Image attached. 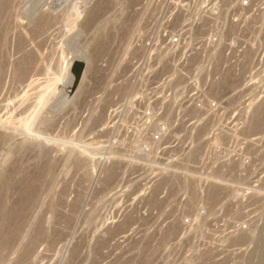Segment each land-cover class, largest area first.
I'll return each instance as SVG.
<instances>
[{"label":"rangeland","instance_id":"1","mask_svg":"<svg viewBox=\"0 0 264 264\" xmlns=\"http://www.w3.org/2000/svg\"><path fill=\"white\" fill-rule=\"evenodd\" d=\"M181 2H190V5L195 2L201 4L200 14L197 15L202 19L199 25L201 32H209L211 26L213 30L218 28L217 32L221 33L225 23L229 36L237 34L240 28L242 32H247V22L242 24L234 20L236 15L232 9L238 0H16L15 17L12 19L16 18L17 22H20L16 28L19 31L21 26H28L30 23L33 25L36 17L44 12L58 19L53 35L46 41V46L44 44L43 49H40L45 58V67L41 72L45 83L43 89L41 88L40 98L36 100H40L38 102L42 103L43 109L39 118L33 122L37 136L43 140L45 137L51 139L49 144L52 142L56 147L52 148L50 144L49 149L46 146L48 150L43 153L39 150L38 153L35 152L36 147H32L29 152L28 149L20 153L17 146L21 142L37 146L42 140L32 133L18 134L7 147L0 146V184H3L2 187L0 185V193L4 192L6 195L3 201L0 200V216L4 215L0 218V224L13 226L22 221L21 227L23 226L19 232L21 236L12 235L2 239L0 235V242L4 243H0L1 248L3 246V252L0 249V254L3 253L0 255L1 264H26L29 261V264H248L249 254L252 249L258 247L255 240L261 233V228V231L264 229V14L255 22L259 26L260 40L258 64L261 69L258 72L247 69L252 63L251 56L241 61L242 58L230 54L227 57L214 58L218 63L225 62L231 70H228L229 82L227 80L225 88L213 90L177 87L168 84V77L173 72L174 60L178 59L164 56L158 59L159 65L149 66L150 60L153 59L149 56L147 43L164 28L173 29V20L179 22L183 17L189 16L190 10L194 11L193 7L189 9L187 5L184 9L180 8ZM205 3L215 4V7L205 8ZM222 4L224 6H221ZM206 17L214 19L209 22V26L205 22ZM16 29L10 30L8 36L17 38V32H14ZM13 33L15 34L12 35ZM12 38H9L10 45L0 48V53L4 54H0L3 57L0 56V61L3 59L5 63L8 59L5 64L9 63L4 64V68L10 69L5 71L1 67L0 77L3 80L0 81V90L3 93L0 96V115L3 117L0 116V122L6 120V113L13 110L9 108L15 102L13 96L18 95L15 96L18 100L17 97L23 93V84L20 83L15 70V63L19 58L16 51L11 53V49L14 50V47L11 48L12 42L16 41ZM33 42L36 49H39L38 41L35 39ZM160 65L161 69L156 71ZM3 74L9 77L10 82L5 80L7 77ZM3 81H7L6 85L9 86ZM16 83L18 85H13ZM33 93L35 96V92ZM201 97L217 102L212 111L207 112L205 108L200 111L193 110L194 106H199ZM11 98L14 99L12 103ZM221 108L220 119L213 117L212 120H206L191 116L197 113V116L214 115L217 112L219 115ZM6 109L9 111L6 112ZM255 109L260 113L262 120L260 128L253 129L248 125L251 124L250 120L252 122ZM150 110L165 117L164 120L167 121L160 122L164 124V128L157 122L143 120V113L146 114ZM179 111L187 113L180 114L182 117L177 118ZM21 116L28 118L30 115ZM25 118L11 122L12 124L7 123L22 128L26 124ZM156 131L165 134L161 142V138L152 137ZM221 131L226 133L224 143L221 148L218 146L214 156L208 159V154H204L208 149L206 140L211 139L213 142L215 133ZM189 136L199 137L200 143L194 145H201L203 148L201 152H196L198 157L196 155L195 162L187 158L191 154L188 152L191 141L186 139ZM76 142L81 145L98 143L94 147V159H84V164L82 161L79 163L77 154L72 151L75 155L73 156L71 152ZM61 143L69 144L67 147L72 144L70 151L65 148L66 144ZM70 156L77 157V160H72ZM161 158L163 161H182L183 165L174 167L178 171L190 170L189 173L194 171L192 166H197L200 161L213 162L216 167L219 165L226 170H235L240 174V179L238 183L218 184V188L214 183L183 182L182 176L167 173ZM7 159L8 162L12 160L8 163L5 162ZM112 164H115L117 173L110 178L109 169ZM45 165L47 169H43ZM13 167H16L15 170ZM57 169L59 172L54 171ZM208 170L206 167L202 171ZM8 173L12 174V177ZM29 173L32 174L31 179L37 178V181L29 180ZM21 175L25 179L23 182ZM9 176L11 180L8 182ZM16 178L19 180L16 181ZM47 179H50L49 182ZM28 180L35 181L39 188L36 199L31 204H26L23 200L22 187ZM176 185L178 186L174 187ZM227 185L229 186L226 188ZM18 209L23 212L16 213ZM18 214H21V221L18 220ZM26 214L27 221L24 222ZM6 217L11 223H5L8 221ZM25 226L28 231H25ZM21 237H25V240L20 241ZM12 240H15L18 246L14 241L11 243ZM259 251L260 248L251 253L253 258L257 257L252 259L254 264L257 259L262 260L260 256L263 257V252ZM13 256L14 259L11 258ZM20 258L27 259L20 261Z\"/></svg>","mask_w":264,"mask_h":264},{"label":"built area","instance_id":"2","mask_svg":"<svg viewBox=\"0 0 264 264\" xmlns=\"http://www.w3.org/2000/svg\"><path fill=\"white\" fill-rule=\"evenodd\" d=\"M225 4V3H224ZM222 4L221 6H224ZM178 5V4H177ZM187 5L190 9L193 7L194 11L190 10L188 17H183V19L178 21L173 20L172 25L173 29L164 28L155 38H150L147 45L148 53L151 59L149 66L159 65L158 59L164 56L170 58H177L174 60L173 72L168 77V84L177 87H189L194 89H221L227 86L228 79V65L224 62L218 63L214 58L217 57H227L230 54L238 56L241 61H244L245 58L251 56L252 63L247 67L249 71L258 72L261 69V66L258 61V56L260 54V40H259V26L255 24L258 21L260 15L264 14V0H238L237 5L232 11L235 13L234 20L238 23L247 22L250 27L245 28L247 32H242L241 28L237 34L229 36L227 30V23L223 25V31L221 33L217 32L218 28L212 29L209 26V22L214 21L212 17H206L205 22L207 26L210 27V31L201 32L199 25L202 22L199 15V10L201 4L195 2L190 5V2H181L179 4L180 8L184 9V6ZM205 8L208 6L213 8L215 4L208 5L204 4ZM196 14V15H195ZM212 14V13H211ZM236 22V23H237ZM253 57V60H252ZM162 65L158 66L156 71L161 69ZM243 70V69H242ZM203 95V93H202ZM201 95V96H202ZM202 98V97H201ZM199 106L193 108V110L200 111L206 109L207 112H210L214 109L217 102L212 101L207 97H203L198 101ZM185 115V112L179 111L177 118H180ZM194 114L191 116H196V118H206V120H212L222 117V108L220 109V114L218 112L215 115L212 114H203L202 116ZM143 120L153 123L157 122L158 125H162L161 128H164V124H160L164 120V116L148 111L146 114L142 115ZM163 132L156 131L152 134L154 139H160L164 137ZM226 133L221 131L215 133L214 141L207 139V150L204 151V154H208V159L214 156L218 146H222L224 143ZM187 140L191 141V146L189 147V154L187 158L195 159L197 153L201 152V145H194V143L199 142L200 138L196 136L186 137ZM174 148V147H171ZM211 154H213L211 156ZM192 157V158H191ZM161 162H164V168H167L168 174H176L182 176L183 182L187 181L193 183L197 181L198 183L204 184H213V183H238L240 179V174L232 170H226L224 167H216L214 163H208L205 161H200L197 166L193 167V172L189 173L190 170L178 171L174 166H181L184 163L179 160H170L166 159ZM208 167L209 170L203 172V168ZM181 178V179H182ZM187 178V179H186ZM216 181V182H215Z\"/></svg>","mask_w":264,"mask_h":264},{"label":"bare ground","instance_id":"3","mask_svg":"<svg viewBox=\"0 0 264 264\" xmlns=\"http://www.w3.org/2000/svg\"><path fill=\"white\" fill-rule=\"evenodd\" d=\"M18 1V0H17ZM82 1V0H81ZM80 2V1H79ZM75 4V3H74ZM83 5V4H82ZM17 6V4H16V0H0V48L2 49L3 47H6L8 44L10 45V40H9V38H12V37H10L11 35H9L8 36V34H9V32H10V30H12V29H16L17 28V26L19 25V23L20 22H17V19L15 18V19H12L13 17H15L14 16V10H15V7ZM17 9V8H16ZM69 10V9H68ZM82 10V9H81ZM82 12V11H81ZM40 14V13H39ZM67 14V13H66ZM65 14V15H66ZM80 14V13H79ZM87 14V13H86ZM92 14V13H91ZM16 15V14H15ZM84 15V14H83ZM57 16V15H56ZM59 16V15H58ZM85 16H87V15H85ZM64 17H67V16H64ZM71 17V16H70ZM37 19H35L36 21H35V23L33 24V25H31L32 23H30V25H26V26H21V29H20V31H19V29H16L14 32H17V38L15 37V39H13V40H16V41H14V43L12 42L13 40H11V42H12V46H11V48H13L14 47V50H12L11 49V53H12V51H13V53H14V51H16L15 53L17 54V57L19 58L18 59V62H17V60H16V73H17V75L19 76V81H21L20 83H22L23 84V87H22V94L20 95V97H17V98H19L18 100H16V97L15 96H18V95H15V96H13L14 97V99H15V102L18 104H16L17 105V107L15 108V106L16 105H14V103H13V105H11V104H9V106L11 105V107H9V108H12L13 110L11 111V113H9L8 111V109H6L7 111L6 112H8L9 114H10V116H8L7 114L8 113H6V115L5 116H7L8 118H6V120H4V121H1L0 122V146H5V147H7V145L8 144H10V142H12V140L15 138V137H17V135L18 134H22V133H26V134H30V133H32L33 135L35 134L36 136H37V133L35 132V130L33 129V122H35V120L37 119V118H39V116H40V113H41V111H42V109H43V105H42V103L41 102H38V101H40V100H36V99H39L40 98V96H41V90L43 89L42 87H43V84L45 83V78H43V76L41 77V75H43L41 72H42V70H43V68L45 67H43V63H44V54L41 52V48L44 46V44L46 43V41L48 40V38L50 39V35L52 34L53 35V31H54V27H55V24H56V20H58V19H56V17H54V16H52L51 14H49V13H47V12H44V13H41L40 14V16L38 15L37 17H36ZM14 20H16V22L14 21ZM65 20V19H64ZM14 21V22H13ZM31 21V20H30ZM32 22V21H31ZM34 22V21H33ZM86 24V23H85ZM53 32V33H52ZM15 33H13L12 35H14ZM51 35V36H52ZM37 40L38 42V45H39V49H38V47H37V49H36V47H35V45L33 44L34 42H33V40ZM48 42V41H47ZM37 44H36V46H38ZM45 46H46V44H45ZM10 48V47H9ZM43 49V48H42ZM9 50V49H8ZM2 51V50H1ZM0 51V52H1ZM3 52H4V50H3ZM5 53V52H4ZM46 53V52H45ZM1 54V53H0ZM1 55H3L4 56V54L2 53ZM0 55V56H1ZM11 55V54H10ZM15 55V54H14ZM13 55V56H14ZM48 55H50L49 53H48ZM16 57V58H17ZM1 58H3L2 56H1ZM6 58H7V56H6ZM11 60H12V57H11ZM2 61V62H1ZM0 61V73H1V70H2V68L5 70V68H4V64L8 61V59L5 61V63H3V59ZM13 61L15 62V60L13 59ZM47 61V60H46ZM166 62V61H165ZM9 63V62H8ZM7 63V64H8ZM7 64H5V65H7ZM44 65H45V63H44ZM8 66H10V64L8 65ZM14 66V67H15ZM2 67V68H1ZM11 67V66H10ZM8 67L6 66V69H7ZM168 68V67H167ZM9 69V68H8ZM7 69V70H8ZM7 70H5V71H7ZM9 71H10V69H9ZM8 71V72H9ZM230 72H231V70H229ZM7 72V73H8ZM3 73V72H2ZM229 73V72H228ZM5 74H6V72H5ZM5 74H3V76L5 75ZM10 74H11V72H10ZM232 74V73H231ZM6 76V75H5ZM8 76H9V73H8ZM11 76V75H10ZM15 76V75H14ZM7 77V76H6ZM45 77V76H44ZM229 77H230V75H229ZM231 78H233L232 76H231ZM2 78L0 77V81H2L1 80ZM8 80L9 79V77H7V78H5V80ZM17 79V78H16ZM229 79V78H228ZM227 79V80H228ZM4 80V81H5ZM234 80V79H233ZM3 81V82H4ZM9 81V80H8ZM16 81V80H15ZM3 82L1 83V84H3ZM7 82V81H6ZM6 82H4V84L6 85ZM10 82V81H9ZM228 82H229V80H228ZM228 82H227V84H228ZM231 82H232V80H231ZM234 83V82H233ZM232 83V84H233ZM9 84V83H8ZM231 84V83H230ZM4 85V86H5ZM13 85H18L17 83L16 84H13ZM21 85V84H20ZM7 87L9 86V85H6ZM5 86V87H6ZM22 86V85H21ZM1 87V86H0ZM18 87H20V86H18ZM121 87H123V86H121ZM120 87V89H123V88H121ZM3 88V87H2ZM1 88V89H2ZM21 88V87H20ZM42 88V89H41ZM4 89V88H3ZM8 89V88H7ZM6 89V90H7ZM16 89H17V87H16ZM19 89V88H18ZM17 89V90H18ZM15 90V89H14ZM219 90V89H218ZM2 90H0V92H1ZM121 91V90H120ZM213 91V90H212ZM11 92H13V90H11ZM19 92V91H18ZM18 92H16V93H18ZM21 92V91H20ZM33 92H35V96L37 97V98H35V96H34V93ZM2 93H3V91L0 93L1 95L0 96H2ZM14 93V92H13ZM4 94H6V93H4ZM20 94V93H19ZM108 94H110V93H108ZM107 94V95H108ZM10 95H11V93H10ZM215 95V94H214ZM11 97V96H10ZM103 98V97H102ZM101 98V99H102ZM107 98V97H106ZM1 99H2V97H1ZM13 98H11V103H12V101L14 100H12ZM111 99H109V101H110ZM6 101H7V99H6ZM5 100H4V102H6ZM108 101V102H109ZM3 103V102H2ZM1 103V104H2ZM7 103V102H6ZM5 103V104H6ZM8 103H9V101H8ZM108 104V103H107ZM262 104V103H261ZM4 105V104H3ZM8 105V104H7ZM256 105V104H255ZM264 105V104H263ZM2 106V105H1ZM104 106V105H103ZM3 107V106H2ZM5 108L7 107L6 105L4 106ZM260 107V106H259ZM15 108V109H14ZM196 108V107H195ZM256 108H257V106H256ZM16 109H18V110H16ZM101 109V108H100ZM106 109V108H105ZM191 109V108H190ZM254 109V108H253ZM260 109V108H259ZM262 109V108H261ZM3 110V109H2ZM11 110V109H10ZM16 110V111H15ZM102 110V109H101ZM256 110V109H255ZM104 111V110H103ZM106 111V110H105ZM187 111V110H186ZM189 111V110H188ZM195 111V110H194ZM261 111V110H260ZM202 112V111H201ZM252 112V111H251ZM2 113V112H1ZM3 113H4V111H3ZM2 113V114H3ZM26 114V115H30L28 118H25L24 116H21V115H24V114ZM96 113V112H95ZM94 113V114H95ZM99 113H100V111H99ZM187 113V112H186ZM197 113V112H196ZM105 114V113H104ZM189 114V113H188ZM252 114V113H251ZM264 114V113H263ZM98 115V114H97ZM96 115V116H97ZM172 115V114H171ZM215 115V114H214ZM1 117H3V115H0ZM99 116V115H98ZM97 116V117H98ZM102 116H103V113H102ZM101 116V117H102ZM250 117V116H249ZM23 118H25V121H26V124L25 125H23L22 126V128H16V127H13V126H10L7 122H9V123H13L14 121H18V120H20V119H23ZM90 118V117H89ZM263 118V117H262ZM96 119V118H95ZM252 122H251V120L249 121V123H251V124H249L248 126H251L253 129H255V128H260V125H261V115H260V113H258V111L256 110V111H254V113H253V116H252ZM11 120H13V121H11ZM46 120V119H45ZM100 120V119H99ZM28 121H31V123H27ZM85 121V120H84ZM91 121V120H90ZM96 121V120H95ZM94 121V122H95ZM6 122V123H5ZM46 122V121H45ZM89 122V121H88ZM93 122V123H94ZM110 122V121H109ZM11 123V124H12ZM100 123H102V122H100ZM210 123H211V121H210ZM84 124H86V123H84ZM220 124V123H219ZM49 125V124H48ZM93 125V124H92ZM95 125V124H94ZM204 125V124H203ZM264 125V124H263ZM211 125H209V127H210ZM88 127V126H87ZM90 127H92V126H90ZM262 127H264V126H262ZM93 128H95V127H93ZM107 128V127H106ZM105 128V129H106ZM207 128V127H206ZM104 129V130H105ZM204 128H202V130H203ZM247 129H248V127H247ZM249 129H251V128H249ZM87 130V129H86ZM263 130V129H262ZM204 131H205V129H204ZM203 131V132H204ZM230 132V131H229ZM257 132V131H256ZM197 134V133H196ZM203 134V133H202ZM34 135V136H35ZM41 135V134H40ZM198 136V135H197ZM38 137V139H42L41 137H39V136H37ZM204 140V139H203ZM49 141H51V139H49V138H44V140L42 139V140H40V142H39V144L36 146V145H31V144H26L25 142H21L20 144H19V146H17L18 148H17V150L19 149L20 150V153H22L23 152V150H28V152L30 151V149L32 148V149H36V151L35 152H37V150H39V152H41L42 151V153H43V151L45 152V150L48 148V145H52L53 146V144L54 143H52V142H50V144H49ZM73 142V141H72ZM69 143V142H68ZM74 143H75V141H74ZM73 143V144H74ZM200 143V142H199ZM17 144V143H16ZM15 144V145H16ZM17 144V145H18ZM37 144V143H36ZM56 144V143H55ZM57 144H59V142L57 143ZM56 144V145H57ZM61 144H63V143H61ZM66 144V143H65ZM65 144H63V145H65ZM71 144V143H70ZM84 144V143H83ZM95 144H98V143H95L94 142V145L91 143H89V144H85V145H81V144H77V142H76V144H74V146H73V148H71V149H73V150H71V152L72 151H74V153H75V155L77 156V157H79V163L82 161H84V159L86 160V159H89V158H91V160H92V158L95 156V153H94V147H96L95 146ZM100 144V143H99ZM196 144V143H195ZM67 145H69V144H66L65 146V148H68L69 149V147L72 145H70L69 147H67ZM253 145V144H252ZM46 146H47V148H46ZM100 146V145H99ZM99 146L97 147V148H99ZM205 146V145H204ZM257 146V145H256ZM255 146V147H256ZM36 147V148H35ZM56 147V146H55ZM54 146L52 147V148H55ZM248 147V146H247ZM246 147V148H247ZM9 148V147H8ZM13 148L15 149V147L13 146ZM257 148V147H256ZM13 149V150H14ZM49 149V148H48ZM47 149V150H48ZM51 149V148H50ZM93 151H92V150ZM203 149V148H202ZM10 150V149H9ZM9 150H8V152H9ZM16 150V149H15ZM66 150V149H65ZM91 150V151H90ZM11 151V150H10ZM22 151V152H21ZM32 151V150H31ZM69 151H70V149H69ZM6 152V151H5ZM13 152V151H12ZM15 152V151H14ZM13 152V153H14ZM67 151H65V153H66ZM96 152V151H95ZM249 152V151H248ZM10 153V152H9ZM16 153H17V151H16ZM16 153H15V155H16ZM38 153V152H37ZM42 153H40V154H42ZM48 153V152H47ZM46 153V154H47ZM74 153L72 152V154H73V156H75L74 155ZM252 153V152H251ZM255 153V152H254ZM11 154V153H10ZM25 154H26V151H25ZM33 154V153H32ZM46 154H44V155H46ZM69 154V153H68ZM72 154H71V156H72ZM1 155V154H0ZM34 155V157H35V154H33ZM38 155V154H37ZM43 155V154H42ZM64 155V154H63ZM66 155V154H65ZM3 156V155H2ZM9 157V155H6V157ZM22 156H24V154L22 155ZM31 156V155H30ZM71 156H70V158H71ZM244 156V155H243ZM21 157V156H20ZM40 157H43V156H41L40 155ZM62 157V156H61ZM66 157V156H65ZM77 157L75 158V157H72L71 159L73 160V158H75L76 160H77ZM117 157V156H116ZM197 157H198V155H197ZM196 157V158H197ZM204 157V156H203ZM241 157V156H240ZM11 158V157H10ZM13 158V157H12ZM28 158V157H27ZM31 158V157H30ZM43 158H45V157H43ZM58 158V157H57ZM114 158V157H113ZM118 158V157H117ZM9 159V158H8ZM8 159H7V161H5V162H8ZM26 159V158H25ZM38 159H40V158H38ZM47 159V158H46ZM60 159V158H59ZM94 159V158H93ZM106 159V158H105ZM119 159V158H118ZM240 159V158H239ZM6 160V159H5ZM12 160V159H11ZM11 160H9V162L11 161ZM28 160V159H27ZM41 160H43V159H41ZM45 160V159H44ZM57 160V159H56ZM68 160H70V159H68ZM90 160V159H89ZM113 160V159H112ZM117 160V159H116ZM192 160V159H191ZM26 161V160H25ZM39 161V160H38ZM50 161V160H49ZM71 161V160H70ZM70 161H69V163H70ZM94 161V160H93ZM119 161V160H118ZM241 161V160H240ZM8 162V163H9ZM40 162V161H39ZM45 162V161H44ZM55 162V161H54ZM60 162V161H59ZM68 162V161H67ZM87 162V161H86ZM86 162H85V165H86ZM89 162V161H88ZM98 162V161H97ZM111 162V161H110ZM113 162V161H112ZM123 162V161H122ZM126 162V161H125ZM193 162H195V160H193ZM234 162V161H233ZM12 163V162H11ZM38 163V162H37ZM41 163V162H40ZM40 163H38V164H40ZM49 163V162H48ZM56 163V162H55ZM77 163V162H76ZM114 163V162H113ZM15 164H17V163H15ZM19 164H21V162L19 163ZM18 164V165H19ZM31 164V163H30ZM35 164V163H34ZM71 164V163H70ZM74 165H75V163H73ZM83 164H84V162H83ZM120 164V163H119ZM232 164V163H231ZM241 164V163H240ZM9 165V164H8ZM17 165V166H18ZM48 165V164H47ZM47 165H45V168H43L42 166H41V168H43V169H47ZM55 165V164H54ZM58 165V164H57ZM5 166H7L6 164H5ZM16 166V165H15ZM16 166V167H17ZM67 166V165H66ZM223 166V165H222ZM2 167V166H1ZM8 167V166H7ZM7 167H5V168H7ZM9 167H11L10 165H9ZM15 167V168H16ZM19 168H20V165L18 166ZM25 167V166H24ZM23 167V168H24ZM40 167V166H39ZM52 167H53V164H52ZM59 167V166H58ZM80 167V166H79ZM179 167V166H178ZM218 167H219V165H218ZM15 168L13 167V169L15 170ZM30 168V167H29ZM37 168V167H36ZM54 168V167H53ZM56 168V167H55ZM71 168V167H70ZM93 168V167H92ZM95 168V167H94ZM120 168V167H119ZM18 169V168H17ZM39 170H40V172H41V169L40 168H38ZM37 169V170H38ZM42 169V170H43ZM74 169V168H73ZM106 169V168H105ZM237 169V168H236ZM1 170V169H0ZM4 170V169H3ZM13 170V171H14ZM28 170V169H27ZM32 170V169H31ZM67 171H68V169H66ZM90 170H91V168H90ZM89 170V172H91ZM117 169H115V164H112L111 166H110V169H109V177L111 178V177H114V175H115V173H117V171H116ZM232 170V169H231ZM46 171V170H45ZM45 171H44V173H45ZM54 171H58V169L57 170H54ZM63 171H64V169H63ZM84 171V170H83ZM94 171V170H93ZM108 171V170H107ZM119 171V170H118ZM235 171V170H234ZM9 172V171H8ZM16 172V171H15ZM18 172V171H17ZM35 172V171H34ZM59 172V171H58ZM89 172H88V174H89ZM5 173H7L6 172V170H5ZM13 173V172H12ZM24 173V172H23ZM26 173H27V171H26ZM31 173V172H30ZM29 173V176L30 175H32V174H30ZM33 173V172H32ZM54 173V172H53ZM86 173V172H85ZM85 173H83V175L85 174ZM107 173V172H106ZM165 173V172H164ZM9 174V173H8ZM37 174H39V173H37ZM51 174V173H50ZM81 174H82V172H81ZM7 175V174H6ZM10 175V174H9ZM12 175V174H11ZM10 175V176H11ZM14 175H15V173H14ZM24 176H25V173L23 174ZM40 175H41V173H40ZM39 175V176H40ZM42 175H44L43 173H42ZM52 175V174H51ZM54 175V174H53ZM87 175V174H86ZM85 175V176H86ZM118 175V174H117ZM168 175V174H167ZM10 176H9V179H7V181L9 180H11V178H10ZM22 176V175H21ZM8 177V176H7ZM12 177V176H11ZM23 177V176H22ZM35 177H36V175H35ZM38 177V176H37ZM41 177V176H40ZM49 177H52V176H50L49 175ZM55 178H56V176H54ZM54 177H53V179H54ZM83 177V176H82ZM81 177V178H82ZM108 177V178H109ZM18 178H19V176H18ZM29 178V177H28ZM59 178H60V176H59ZM88 178H89V176H88ZM163 178V177H162ZM166 179H167V177H165ZM17 179V178H16ZM22 179V178H21ZM25 179H26V176H25ZM24 179V177H23V180H22V182L25 180ZM31 179V176H30V178H29V180ZM33 179H35V178H33ZM33 179H31V180H33ZM40 179V178H39ZM51 179V178H50ZM49 179V180H50ZM52 179V180H53ZM57 179H58V174H57ZM106 179V178H105ZM114 179V178H113ZM164 179V178H163ZM19 179H17L16 181H18ZM25 181V184H23L24 185V187H22L23 188V190H24V196H23V200H25L26 201V204H27V202L29 203V204H31V202L32 201H34L35 199H36V196H37V189H39V188H37V184L35 183V181ZM36 181H37V178L35 179ZM48 180V179H47ZM46 180V181H47ZM49 180H48V182H49ZM83 181H84V179H82ZM168 180V179H167ZM177 180V179H176ZM8 181V182H9ZM41 181H43V180H41ZM79 181H80V178H79ZM78 181V182H79ZM111 181V180H110ZM162 181V180H161ZM3 182V181H2ZM7 182V183H8ZM52 182V181H51ZM54 182V181H53ZM57 182V181H56ZM82 182V181H81ZM163 182V181H162ZM168 182V181H167ZM173 182V181H172ZM171 182V183H172ZM181 182H182V180H181ZM187 182V181H186ZM216 182V181H215ZM13 183H15V181L13 182ZM18 183V182H17ZM39 183H41V182H39ZM38 183V184H39ZM105 183H107V181H105ZM183 183V182H182ZM46 185H47V182L45 183ZM51 184V183H50ZM49 184V185H50ZM82 184V183H81ZM215 185H217V188L219 187L218 186V184L220 185L221 183H219V182H217V183H214ZM213 184V185H214ZM223 184V183H222ZM221 184V185H222ZM1 185V184H0ZM12 185V184H11ZM15 185H16V183H15ZM18 185H20V184H18ZM17 185V186H18ZM21 185H22V183H21ZM54 185V184H53ZM56 185V184H55ZM79 185V184H78ZM162 185V184H161ZM226 185V184H225ZM3 186V184L1 185V187ZM7 186V185H6ZM163 186V185H162ZM178 185H176V186H174V187H177ZM192 186V185H191ZM229 185H227L226 186V188L228 187ZM12 187H13V185H12ZM19 187V186H18ZM45 187V186H44ZM50 187V186H49ZM56 187V186H55ZM82 187V186H81ZM173 187V186H172ZM194 187V186H193ZM209 187H210V185H209ZM230 187H231V185H230ZM11 188V187H10ZM14 188V187H13ZM13 188H12V190H13ZM17 188V187H16ZM15 188V189H16ZM20 188V187H19ZM51 188V187H50ZM50 188L48 189V190H50ZM54 188V187H53ZM52 188V189H53ZM161 188V187H160ZM222 188V187H221ZM232 188V187H231ZM1 189V188H0ZM198 189V188H197ZM213 189V188H212ZM214 189H215V187H214ZM213 189V190H214ZM257 189H259V188H257ZM20 190H21V188H20ZM20 190H18V191H20ZM173 190H174V188H173ZM195 190H196V188H195ZM260 190V189H259ZM17 191V190H16ZM198 191V190H197ZM211 191V190H210ZM219 191V190H218ZM217 191V192H218ZM10 192V191H9ZM12 192V191H11ZM10 192V193H11ZM44 192H48L47 190L45 191L44 190ZM55 191H53V193H54ZM200 192V191H199ZM213 192V191H212ZM224 192V191H223ZM255 192V191H254ZM2 193V192H1ZM0 193V194H1ZM4 193V192H3ZM2 193V195H1V197H0V200L1 201H3L4 200V198L6 197V195L5 194H3ZM196 193V192H195ZM219 193V192H218ZM248 193V192H247ZM16 194V193H15ZM22 194V193H21ZM43 195H44V193H42ZM55 194H57L56 192H55ZM173 194V193H172ZM212 193L210 192V195H211ZM222 194V193H221ZM220 194V195H221ZM9 195V194H8ZM13 195V194H12ZM49 195V194H48ZM174 195H175V193H174ZM206 196L208 195L207 193L205 194ZM225 195V194H224ZM10 196V198L9 199H11V195H9ZM20 196V195H19ZM54 196V195H53ZM44 197V196H43ZM47 197V196H46ZM45 197V198H46ZM54 197H56V196H54ZM153 197V196H152ZM216 197H217V195H216ZM253 197V196H252ZM252 197H250V198H252ZM257 197V196H256ZM15 198H17V196L15 197ZM19 198V197H18ZM21 198V197H20ZM48 198H49V196H48ZM47 198V199H48ZM155 198V197H154ZM13 199V198H12ZM43 198L41 197V200H42ZM61 199V201L63 200L62 198H60ZM262 199H264V197L262 198ZM21 200H22V198H21ZM39 200V199H38ZM49 200H50V198H49ZM54 200H55V198H54ZM253 200V199H252ZM255 200V199H254ZM0 201V202H1ZM9 201H11V200H9ZM20 201V200H19ZM44 201V200H43ZM65 201V200H64ZM157 201V200H156ZM260 201V200H259ZM14 202V201H13ZM17 202V201H16ZM15 202V203H16ZM42 203V201H39V203ZM45 202V201H44ZM2 203V202H1ZM14 203V204H15ZM20 202H18V204H19ZM39 203H37V204H39ZM63 203V202H62ZM74 203H75V201H74ZM78 203V202H77ZM162 203V202H161ZM254 203V202H253ZM264 203V202H263ZM17 204V205H18ZM28 204V205H29ZM55 204V203H54ZM73 204V203H72ZM152 204H153V199H152ZM157 204V203H156ZM159 204V203H158ZM2 205V204H1ZM12 205H13V203H12ZM27 205V207H29ZM44 205V204H43ZM42 205V206H43ZM77 205V204H76ZM75 205V206H76ZM10 206V205H9ZM14 208H15V206H13ZM25 207V206H24ZM69 207H70V205H69ZM71 207H72V205H71ZM74 207V206H73ZM261 207V206H260ZM9 208V207H8ZM17 208V207H16ZM21 208H23L22 206H21ZM20 208V209H21ZM37 208H38V206H37ZM37 208H35V209H37ZM43 208V207H42ZM48 208V207H47ZM10 209V208H9ZM8 209V210H9ZM20 209H18V210H16L15 212L16 213H21V211L22 210H20ZM34 209V210H35ZM52 209V208H51ZM4 210V209H3ZM2 210V213L4 212ZM12 210V209H11ZM27 210V209H26ZM38 210V209H37ZM41 210V209H40ZM40 210H39V212H40ZM56 210H58L57 208H56ZM25 211V210H24ZM53 211V210H52ZM73 211V210H72ZM10 212V211H9ZM23 212V211H22ZM35 212V211H34ZM55 212H57V211H55ZM15 213V214H16ZM30 212H28V214H29ZM36 213V212H35ZM72 213V212H71ZM5 214V213H4ZM12 214V217H13V212L11 213ZM22 214H24V213H22ZM37 214H38V212H37ZM36 214V215H37ZM73 214H75V213H73ZM72 214V215H73ZM8 215H9V213H8ZM7 215V216H8ZM19 215V218L20 219H18V220H20L21 221V214H18ZM35 215V216H36ZM1 216H3L4 217V215H2L1 214ZM0 216V218H3V217H1ZM11 216V215H10ZM27 214H26V217H25V221L24 222H26L27 220ZM130 216V215H129ZM17 216L15 215V218H16ZM23 217H24V215H23ZM22 217V218H23ZM39 217V216H38ZM134 217V216H133ZM37 218V217H36ZM39 218H41V217H39ZM38 218V219H39ZM72 218V217H71ZM6 219H7V217H6ZM13 219V218H12ZM16 219V220H17ZM35 219V218H34ZM65 219H66V217H65ZM128 219V218H127ZM8 221H6L5 223L7 224V222H9V218L7 219ZM14 220V219H13ZM15 220V221H16ZM31 220V219H30ZM31 221H34V220H31ZM35 221H36V219H35ZM40 221V220H39ZM70 221V220H69ZM4 222V221H3ZM22 222V221H21ZM21 222H17L16 224H14V223H12V224H14L13 226H11L10 224H8V226H6V225H4V223H1L0 224V235H1V237H2V239H4V238H10L12 235H14V237H16V235H19V234H21V233H19L22 229V227H21ZM37 222V221H36ZM35 222V223H36ZM129 222V221H128ZM9 223H11V222H9ZM125 223V222H124ZM131 223V222H130ZM33 224H34V222H33ZM38 224H40V222L38 223ZM11 227H10V226ZM28 225H29V223H28ZM32 225V224H31ZM45 225V224H44ZM52 225V224H51ZM54 225V224H53ZM36 226V225H35ZM254 226V225H253ZM51 227H53V226H51ZM171 226H169V228H170ZM255 227V226H254ZM10 228H12L11 230H10ZM25 228H26V226H25ZM33 228V227H32ZM119 228V227H118ZM121 228V227H120ZM127 228V227H126ZM174 228H175V226H174ZM28 228H26L25 229V231L27 230ZM34 229V228H33ZM38 229H40V228H38ZM247 229V228H246ZM30 230V229H29ZM34 230H37V229H34ZM41 230H43L42 229V227H41ZM261 230H262V228H261ZM260 230V234H258V237H257V239L255 240V242H256V247H257V249H255V250H253L252 249V251H256V250H258V248H260V251L259 252H263L262 254H263V257L262 256H260V258L262 259L261 261L260 260H256V262L258 261L259 263L258 264H264V229H263V231H261ZM23 231H24V229H23ZM24 231V232H25ZM28 231V230H27ZM174 231V230H173ZM23 232V233H24ZM33 232V231H32ZM49 232H50V230H49ZM244 232V231H243ZM245 232H247L246 230H245ZM28 233V232H27ZM31 233V232H30ZM171 233V232H170ZM26 234V233H25ZM51 234V233H50ZM239 234V233H238ZM248 234V233H247ZM27 235V234H26ZM34 235V234H33ZM241 235V234H240ZM19 236H21V235H19ZM25 236V235H24ZM31 236V235H30ZM235 237H236V235H234ZM250 236V235H249ZM13 237V238H14ZM26 237V236H25ZM25 237H24V239L21 237V239L22 240H20V241H23V240H25ZM39 237V236H38ZM45 237V236H44ZM248 237V236H247ZM251 237V236H250ZM19 238V237H18ZM246 239V238H245ZM7 240V239H6ZM29 240V239H28ZM248 240V239H247ZM10 241V240H9ZM14 241V242H13ZM18 241V240H17ZM242 241V240H241ZM4 242V241H3ZM16 243V241L15 240H12L11 241V243ZM29 242V241H28ZM35 242V241H34ZM1 243V242H0ZM6 243H8V241L6 242ZM37 243V242H36ZM2 244V243H1ZM4 244V243H3ZM2 244V245H3ZM12 245V248H13V244H11ZM11 245H9L10 247H11ZM16 246H18L17 245V243L15 244ZM31 245H32V243H31ZM20 247V246H19ZM31 246H29V248H30ZM142 247V246H141ZM145 247V246H144ZM2 248H3V246H2ZM1 248V246H0V249H2ZM4 248H7V247H4ZM23 248V247H22ZM28 248V249H29ZM255 248V247H254ZM21 249V248H20ZM261 249L263 250V251H261ZM9 250V249H8ZM19 250V249H18ZM6 251L7 250H5V255H6ZM143 251V250H142ZM142 251H141V253H142ZM251 251V250H250ZM252 251H251V253H252ZM1 252V251H0ZM2 252H3V249H2ZM12 252V251H11ZM10 252V253H11ZM29 252V251H28ZM17 253V252H16ZM26 253V252H25ZM249 253V252H248ZM249 254V256L250 257H248V259H247V261H248V264H254L253 262H252V259H254L256 256H254V258H253V256H251L252 254ZM1 254H3V253H1ZM0 254V255H1ZM11 254H13V252L11 253ZM10 254V255H11ZM22 254V252L20 253V255ZM29 254V253H28ZM145 254V253H144ZM255 254H257V252L255 253ZM260 254V253H259ZM8 255V254H7ZM6 255V256H7ZM20 255H19V257H20ZM142 255V254H141ZM242 255H243V253H242ZM253 255H254V253H253ZM29 256V255H28ZM241 257V256H240ZM243 257V256H242ZM252 257V258H251ZM2 258V257H1ZM11 258H13L14 259V256L13 257H11ZM257 258V257H256ZM21 260L20 261H22V260H26L27 258H25V259H22V258H20ZM34 260V259H33ZM146 260V259H145ZM7 261V260H6ZM13 261V260H12ZM149 261H150V259H149ZM1 262V261H0ZM9 262H10V260H9ZM18 262H19V258H18ZM24 262V261H23ZM70 262H72V261H70ZM146 262V261H145ZM255 262V264H257ZM15 263H17L16 261H15ZM29 263H31V261H29ZM29 263H26V264H29ZM151 263V262H150ZM149 263V264H150ZM240 263V262H239ZM1 264V263H0ZM12 264V263H11ZM19 264H20V262H19ZM22 264V263H21ZM34 264H35V262H34ZM71 264V263H70ZM72 264H73V262H72Z\"/></svg>","mask_w":264,"mask_h":264}]
</instances>
